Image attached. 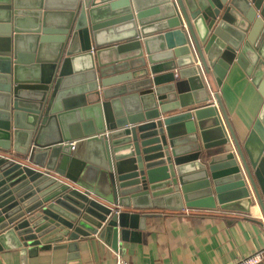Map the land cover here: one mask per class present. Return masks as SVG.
<instances>
[{"label":"water","instance_id":"1","mask_svg":"<svg viewBox=\"0 0 264 264\" xmlns=\"http://www.w3.org/2000/svg\"><path fill=\"white\" fill-rule=\"evenodd\" d=\"M233 65L264 98V0H0V250L264 216V103L241 141L210 91Z\"/></svg>","mask_w":264,"mask_h":264},{"label":"crops","instance_id":"2","mask_svg":"<svg viewBox=\"0 0 264 264\" xmlns=\"http://www.w3.org/2000/svg\"><path fill=\"white\" fill-rule=\"evenodd\" d=\"M210 91L218 93L237 137L244 140L264 103L251 78L233 65ZM202 212L186 209L148 218L137 238L120 242L118 251L90 235L78 238V255L71 259L62 241L25 258L18 249L3 248L0 264H117L118 254L131 264H231L264 249V216L257 203L246 213Z\"/></svg>","mask_w":264,"mask_h":264},{"label":"built area","instance_id":"3","mask_svg":"<svg viewBox=\"0 0 264 264\" xmlns=\"http://www.w3.org/2000/svg\"><path fill=\"white\" fill-rule=\"evenodd\" d=\"M74 142H71V149ZM264 262V249L255 250L252 253L242 256L231 264H262ZM117 264H131L125 261L119 254L117 255Z\"/></svg>","mask_w":264,"mask_h":264}]
</instances>
